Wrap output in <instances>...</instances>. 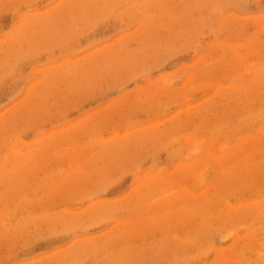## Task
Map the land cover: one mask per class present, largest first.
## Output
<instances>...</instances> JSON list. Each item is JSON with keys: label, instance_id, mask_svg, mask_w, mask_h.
<instances>
[{"label": "rangeland", "instance_id": "374dc122", "mask_svg": "<svg viewBox=\"0 0 264 264\" xmlns=\"http://www.w3.org/2000/svg\"><path fill=\"white\" fill-rule=\"evenodd\" d=\"M0 264H264V0H0Z\"/></svg>", "mask_w": 264, "mask_h": 264}]
</instances>
